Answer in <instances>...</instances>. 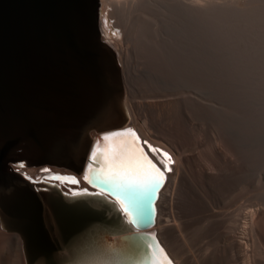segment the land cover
I'll return each mask as SVG.
<instances>
[{
	"label": "water",
	"instance_id": "95a60500",
	"mask_svg": "<svg viewBox=\"0 0 264 264\" xmlns=\"http://www.w3.org/2000/svg\"><path fill=\"white\" fill-rule=\"evenodd\" d=\"M100 9L101 0H0V228L21 239L25 264H174L149 232L166 179L147 194L99 182L90 185L101 193H77L21 172L80 178L93 135L131 122Z\"/></svg>",
	"mask_w": 264,
	"mask_h": 264
},
{
	"label": "rangeland",
	"instance_id": "374dc122",
	"mask_svg": "<svg viewBox=\"0 0 264 264\" xmlns=\"http://www.w3.org/2000/svg\"><path fill=\"white\" fill-rule=\"evenodd\" d=\"M127 1L131 16L137 10L119 49L127 103L146 135L181 157L159 204L161 234L182 264H264V228L245 218L264 212L263 26L255 38L237 15L208 23L181 11L157 24L146 0ZM225 1L237 0L207 2Z\"/></svg>",
	"mask_w": 264,
	"mask_h": 264
},
{
	"label": "bare ground",
	"instance_id": "6f19581e",
	"mask_svg": "<svg viewBox=\"0 0 264 264\" xmlns=\"http://www.w3.org/2000/svg\"><path fill=\"white\" fill-rule=\"evenodd\" d=\"M126 1H124V0H101V2H102L101 5L102 6L104 5V9L101 8L102 11L100 9V13H101V17H100L101 39L106 41L110 45H112L117 50L118 55H119V52H120L119 49L121 48V44H122V42L124 40V35H125L124 31L126 32V30L128 28H132V26L134 25V23L136 21V20L133 21L134 22L133 23L131 21V17L136 14L137 10L136 9L133 10V11H135V14L132 12V14H133L132 16H131V13H130V11H132V7H133L132 5H133V3L135 1L134 2L132 1V5H131L132 7L130 8L131 10L128 8V5H127L128 1L127 2ZM139 1L142 2L143 0H139ZM148 1H152V0H148ZM148 1L146 0V3H143V5L145 4L146 6H151L152 7V8H150V9H152V11H151L150 9H148L149 7L146 8V6L144 5L145 10L147 12L149 10V11H151L152 15L155 14L156 20H157V24L160 22V19L162 17H164V18L168 17L169 21H171L173 19L174 15L176 14V12L177 11H181V12H183L186 15L196 16L199 19L205 18L208 23L210 21L211 16L212 17H216V18L220 17V19H222L221 17H224V19H228L229 15H231V16L233 15V17L235 15H237L239 17V19L241 20V21H239V23L240 22L242 23V24L241 23L240 24L245 29V32L247 31L248 33H250L251 36H255V33L257 34L256 31H258V33H259V29L261 28V26H263V28H264V24H263L264 23V0H237L234 3L231 1V3H232L231 6H229L226 3V1H225V3L228 5V7H224L223 6L224 8L220 7L218 5L219 3H217V5L219 7L210 6L208 4L209 2H207L208 0H206V2H205V0H203V3H202V0H153V2H149V4H147ZM217 1H219V0H217ZM129 2H130V0H129ZM136 2H138V1H136ZM210 3H212V2H210ZM221 3H222V1H221ZM134 5H135V3H134ZM137 5L138 4L135 5V8L137 7V9H140V8H138L139 6H137ZM140 5H142V4H140ZM110 7H112L111 11H110ZM104 13H107V16H103ZM148 13H150V12H148ZM139 15H141V14H139ZM143 15H144V12H143ZM224 15L226 17L228 15V17L225 18ZM209 16H210V18H209ZM206 17H208L209 20ZM134 18H135V16H134ZM218 18H217V20H220ZM111 19H116L117 21L114 24H112L111 22H109V20H111ZM141 19H143V18H141ZM213 19L214 18H212V21H214V20L216 21V19H214V20ZM146 20H148V19H146ZM141 21H144V23H145V20H141ZM167 21H168V19H167ZM202 21L205 22L204 19ZM152 23H153V25H151V26H154L155 23L153 21L151 22V24ZM242 32H243V34L245 33L244 30L242 31V28H241V33ZM262 32H264V30H262ZM245 35H243V36H245ZM250 35L249 34L246 35L248 43H249V39L248 38L250 37ZM263 35L264 34L258 36V34H257L258 38L262 37ZM257 36H255V38ZM252 38L253 37H251L250 39H252ZM255 38H253V39H255ZM256 41L257 40H255V42ZM250 43H251V40H250ZM252 44H253V42H252ZM119 59H120V56H119ZM120 63H121V60H120ZM121 65H122V63H121ZM122 72H123V69H122ZM124 85H125V83H124ZM125 93H126V90H125ZM127 101L128 100H126V104H127L128 109H129L130 117H131L130 124L126 128L120 129V130H117V131H111V132H106V133L94 134L93 137H94L95 145H94L93 151H92L91 156H90L91 159H92V163L87 165V168H86V171H85L84 175H82L80 178L77 177L75 179V180L78 181L79 187L69 186L68 184H66V187L67 188L69 187L68 189H70L73 192H77V193H82V192H86V191H91V192L97 191V192L101 193L100 191H98V189L92 187L90 185V183H89V165L92 166V165L96 164V166H98L99 168L103 166L101 162H94L93 161V155L96 153L97 147L98 146L103 147V146L107 145L108 146L109 159L113 160V159L116 158V154L119 151H121L120 146L116 142L119 141V140L131 141L133 139L132 133H135L139 137L140 146L143 148L144 152L147 154L149 159H151V161L156 165V167L159 168L164 173V176H165V178L167 180L165 185H164V187L161 189V191L159 193V199H158V201L156 203V207H157L156 225L149 232L150 233H156V237H157L159 243L164 247L165 251L167 252L168 256L170 257V259L173 261L174 264H182L181 261L179 260V258L175 255L176 253L174 254V252L172 251L171 247L169 246V244L167 243V241L165 240V238L163 237V235L161 234V232L159 230V225H160V223H159V221H160L159 215L160 214L158 212V209L161 210V208H159L161 205L159 206V204L162 201L163 196H165V193H167L171 189L170 188L169 190H167L169 188V185L172 183V181L175 180V177L177 176L178 169H179V160H181V157L179 158L178 155L175 156V154L173 153V150H170L169 147H167V145L165 146V144H161L158 141L150 139L146 135V132L141 127V125L136 123L137 121H135V118H134V115H133V112H132L133 110H131L132 109L131 105H129L131 103L128 102L129 103L128 104ZM105 136H108L111 139L108 140V141H105V139H104ZM215 144H217V143H215ZM129 146H130L129 144H125V147H129ZM217 147L214 146L215 149ZM217 150H219V149H217ZM219 151H217V153ZM163 153H168L172 157L174 163L169 161L163 155ZM220 153H221V155L223 157L224 155H223L222 151ZM222 159H224V157ZM168 168H171L172 171H174V173L172 174L171 173L172 171H168L167 170ZM45 169H47L48 171H45ZM21 172L25 173L27 177H29L30 179H32L34 181H37V182L42 181L43 179L52 177L53 175H57V174H59L61 176H63V175H67V176L71 175L70 173H64L62 171L54 170L51 167H43V168H40V169L33 168V169L25 170V171L21 170ZM70 177L71 176H69V178ZM70 180H71V178H70ZM62 183L63 182L60 181L58 184H60L63 187ZM237 211L238 210H236V212ZM248 212L246 211V213H248ZM160 213H161V211H160ZM245 215H246L245 218L248 219V217H249L250 218L249 222H251L253 225L257 226V228L258 227L261 228L260 230H262V228H264V212L262 210H256L255 212H252V213L249 212L248 214H245ZM243 216H244V212H243ZM235 219H236V216H235ZM246 222H248V221H246ZM246 222L244 223V225L247 226L248 223H246ZM257 228H254V229H257ZM160 229H162V227H160ZM250 230H252V229H250ZM250 232L251 231H248L247 233H250ZM261 232H263V234H264L263 230ZM250 234H252V233H250ZM0 235H1L0 237H6L7 238V240L3 239V242L9 241V242H7V243H9V245H7L8 248L6 247L7 251H5L7 253L6 254L7 255L6 258L8 259V262H7L6 259H4V261L2 259V261L4 263L1 261V258L3 256L0 257V261L3 264H5V262H6V264H25L21 239L17 235L8 234V233H6L4 231L2 232L1 228H0ZM248 235H247V237H248ZM0 242H2V240H0ZM241 243L238 244V245H240L239 246V251L243 252V249H244L245 246L242 247L243 245L241 246ZM0 247H2L4 249V247H3V245L1 243H0ZM244 250H246V249H244ZM246 251L244 252L245 254H246ZM1 252H2V249H1ZM3 252H4V250H3ZM19 252H20V255H21L20 258H19ZM1 255H3V253L2 254L0 253V256ZM250 261H248L246 263L248 264ZM159 264H164V263L160 262Z\"/></svg>",
	"mask_w": 264,
	"mask_h": 264
},
{
	"label": "snow or ice",
	"instance_id": "6c2138e0",
	"mask_svg": "<svg viewBox=\"0 0 264 264\" xmlns=\"http://www.w3.org/2000/svg\"><path fill=\"white\" fill-rule=\"evenodd\" d=\"M132 136L133 139L131 141L119 140L116 142L120 146L121 151L116 154V158L113 160L109 159L107 145L97 147V151L93 155V161L101 162L103 166L97 169L89 165V183L99 182L123 192L135 191L144 194L164 184L166 179L164 173L156 167L144 152L140 146L139 137L135 133H132ZM104 139L108 141L111 138L105 136ZM125 144L130 146L125 147ZM163 155L174 163L168 153H163ZM167 170L172 171L171 168ZM45 171L48 170L45 169ZM48 179L71 184L78 183L75 179L68 180L60 176H53ZM121 204L124 206L123 200H121ZM124 211L128 213L129 217L132 216V212L127 206H124ZM130 223H134V221L130 220ZM152 239L155 238L153 237ZM160 251L162 252L163 249H160ZM168 264H171V261H168Z\"/></svg>",
	"mask_w": 264,
	"mask_h": 264
}]
</instances>
